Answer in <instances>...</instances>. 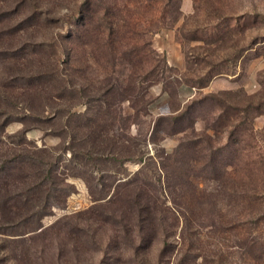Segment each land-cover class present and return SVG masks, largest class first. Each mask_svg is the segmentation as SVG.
I'll return each mask as SVG.
<instances>
[{"label":"rangeland","instance_id":"obj_1","mask_svg":"<svg viewBox=\"0 0 264 264\" xmlns=\"http://www.w3.org/2000/svg\"><path fill=\"white\" fill-rule=\"evenodd\" d=\"M0 221V264H264V0H0Z\"/></svg>","mask_w":264,"mask_h":264},{"label":"trees","instance_id":"obj_2","mask_svg":"<svg viewBox=\"0 0 264 264\" xmlns=\"http://www.w3.org/2000/svg\"><path fill=\"white\" fill-rule=\"evenodd\" d=\"M79 26H80V24H79ZM80 34H81V30L77 27L76 29H74L72 31L70 36L73 39L77 40L80 37ZM111 36H112V31L108 35H106L104 32L102 35V38L107 39L106 44H108L109 46L108 45H105V46L109 47L110 49H113L112 48L113 47L112 42H114V40L111 38ZM78 52H79L78 44L75 42L72 44L71 48L68 51H66V54L68 57L67 62L70 64L72 69H74V72L70 75V77H71V79L73 78L74 80H72V81H75V82H76L75 73L78 70L76 68H78V66H79ZM153 53H154V51L150 48V46L147 45V46H145V49L143 48L142 66L141 67L147 68V66L152 65L154 63ZM154 60L156 61L157 59L155 58ZM133 67L135 68L136 65L132 64V68ZM136 80H137V75L135 74V71H132L128 77L129 85L126 88V93H129L130 91H134ZM76 83L78 85V89L81 91V89L79 88L80 83L79 84H78V82H76ZM118 90L119 89H117V87H115V86L113 88H111L107 94L110 96H108V97L106 96V97L102 98V102H101L102 104L99 105L98 110L97 109L95 110V112H94L95 115L87 117V120H88L87 123H84L81 126L78 124L74 126V128H77V130H78L77 132H75V131L72 132V137H73L72 141L74 143V147L72 146L71 151L73 152L74 158H76V156H82L81 154L77 155L78 149L76 148L75 145H79V144H85V147H87V148L90 147L89 151H88L90 156H93L92 154L99 153V152H102L104 150H110V152L112 154V156H111L112 159L116 160L119 158V156H117V154L115 152L117 150H115L113 148H109L110 145H113V144H109L110 141L112 140V138L110 136H108V134L106 135V137L102 134V133H104V131H103L104 129L109 128L107 124L110 125L112 123L100 122V121H102L101 120L102 115L100 114V112L102 111V107L103 106H109L108 112L110 111V108L113 106V103H111V99L116 96V93ZM127 95H129V94H127ZM127 97H128L127 98L128 100H131L133 95H130ZM57 116L58 115L56 114V117ZM86 128H87L88 132H86V130H85ZM77 133H78V135H77ZM81 133H84L85 136H81V138L77 137ZM88 139H89V141H87ZM44 152H46L45 148H39L37 151L38 155L32 156V158H31L32 160L28 163V165H29V168H32L33 172L30 173V175L28 176L27 179L30 182V180L34 176L39 178V177H42V175H44V177L47 179V181H46L47 184L44 182H40L39 185H38V183H35V184H37L36 188L34 189L35 192L38 193L40 197H44L47 200L48 199L50 200L51 198L57 199V198L62 197V192H64V190H63L64 188L62 189V187H63L62 185L65 184V181H64V178L58 179L57 173H54L56 165L54 163H52V161H49V160L46 161L47 158L44 157V155H43ZM49 158H50V156H49ZM65 185H64V187H65ZM17 203H19V202H17ZM27 203L28 202H24V207L26 206ZM39 203H40V204H38L39 206H43V203H45V202H39ZM46 203L47 204H45V205L47 206L49 211L54 206L64 205V202H52L51 204H48V202H46ZM39 206H36V204H35L34 207L40 208ZM35 213L38 215L40 213V210L35 211ZM35 213H34V215H36ZM32 218H35V220H36V217H34L33 215H32ZM148 219H149V217H148ZM0 222L2 223L3 221H0ZM39 227H40V224H39V226H35V229L33 231H38ZM3 233L9 234L7 232H3Z\"/></svg>","mask_w":264,"mask_h":264}]
</instances>
